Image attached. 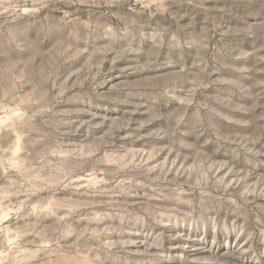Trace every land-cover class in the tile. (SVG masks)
<instances>
[{"label":"rangeland","instance_id":"obj_1","mask_svg":"<svg viewBox=\"0 0 264 264\" xmlns=\"http://www.w3.org/2000/svg\"><path fill=\"white\" fill-rule=\"evenodd\" d=\"M0 264H264V0H0Z\"/></svg>","mask_w":264,"mask_h":264}]
</instances>
